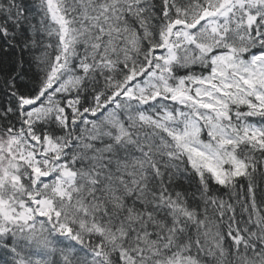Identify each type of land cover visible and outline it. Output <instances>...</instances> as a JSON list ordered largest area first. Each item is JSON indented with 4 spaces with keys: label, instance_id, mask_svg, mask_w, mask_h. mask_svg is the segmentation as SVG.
Instances as JSON below:
<instances>
[{
    "label": "snow or ice",
    "instance_id": "6c2138e0",
    "mask_svg": "<svg viewBox=\"0 0 264 264\" xmlns=\"http://www.w3.org/2000/svg\"><path fill=\"white\" fill-rule=\"evenodd\" d=\"M0 264H264V0H0Z\"/></svg>",
    "mask_w": 264,
    "mask_h": 264
}]
</instances>
